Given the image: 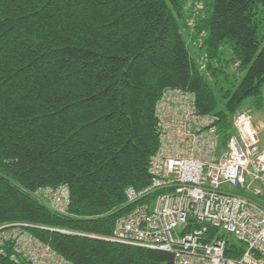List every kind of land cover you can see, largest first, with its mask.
I'll list each match as a JSON object with an SVG mask.
<instances>
[{"label":"trees","instance_id":"trees-1","mask_svg":"<svg viewBox=\"0 0 264 264\" xmlns=\"http://www.w3.org/2000/svg\"><path fill=\"white\" fill-rule=\"evenodd\" d=\"M263 86L264 0H0V235L31 243L2 241L0 264L38 245L66 264H173L99 239L149 184L157 102L193 94L225 144ZM63 188L59 214L41 193Z\"/></svg>","mask_w":264,"mask_h":264},{"label":"built area","instance_id":"built-area-1","mask_svg":"<svg viewBox=\"0 0 264 264\" xmlns=\"http://www.w3.org/2000/svg\"><path fill=\"white\" fill-rule=\"evenodd\" d=\"M155 117L159 146L149 184L125 190V212L112 237L101 240L166 252L173 264H264V122L250 109L238 111L222 144L217 117L199 114L194 95L181 90L164 93ZM41 194L52 211L65 214L66 189ZM24 236L1 234L0 246L8 240L31 247ZM26 256L33 264H66L44 245Z\"/></svg>","mask_w":264,"mask_h":264},{"label":"rangeland","instance_id":"rangeland-1","mask_svg":"<svg viewBox=\"0 0 264 264\" xmlns=\"http://www.w3.org/2000/svg\"><path fill=\"white\" fill-rule=\"evenodd\" d=\"M198 60H199V57H198ZM243 75H244V73L241 74V76H243ZM262 95H263V100H264V86L262 87ZM244 106H245V108H253L252 107V101L251 100H247L245 102ZM253 114H254V116L256 117L257 120H260V121H263L264 122V119H263V115H264V102H263V106H262V108L260 110H257V109H254L253 108ZM259 143H260L261 149H264V131H262L260 133V135H259ZM227 189L231 190L228 187H227ZM89 237H95V236L90 235ZM110 237H112V235L109 236V237H105V238H110ZM99 239H102V238H99Z\"/></svg>","mask_w":264,"mask_h":264}]
</instances>
